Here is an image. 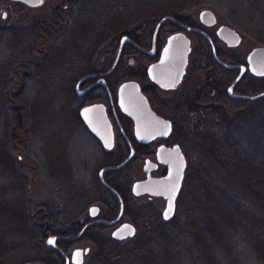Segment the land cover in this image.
Returning <instances> with one entry per match:
<instances>
[{
    "label": "trees",
    "instance_id": "obj_1",
    "mask_svg": "<svg viewBox=\"0 0 264 264\" xmlns=\"http://www.w3.org/2000/svg\"><path fill=\"white\" fill-rule=\"evenodd\" d=\"M70 2L68 14L71 21L66 27L68 36L61 39V43L54 41L47 47L46 53L32 65L31 73L24 76L19 92L29 108V133H32L35 143H39V153L35 158L59 199L58 205L43 218L45 225L36 229L37 235L26 208L25 182L16 171V161L9 152L21 116L17 109L8 104L3 92L7 90L14 66L23 56L35 50L38 24L27 19H19L8 25L0 23V45L5 43L9 53L0 61V264L34 261L63 264L62 254L45 245L44 233L64 236L77 234L83 225L81 217L87 206L94 202H101L106 207L102 216L105 220L116 217L118 200L97 177L101 166L94 164L85 180L74 172L76 166L67 145L76 125L70 128V118L61 117L63 98L69 105L71 99L75 98L74 85L79 78L110 69L121 36L127 35L137 45L149 48L156 24L167 15L186 25L199 27L184 12L201 5L203 0L162 1L160 6L151 0H107V3L98 6L91 5L95 3L92 0ZM243 4L247 8L249 22L253 23L258 16L264 23V0L262 3L243 0ZM111 13L114 15L112 18L109 17ZM177 30L176 24L170 21L161 25L155 42L157 52L166 37ZM194 35L196 44L190 53L188 69L201 75V85L192 92L173 95L167 102L172 111L170 120L173 129L166 143L179 141L180 135L185 144L183 152L187 160L175 214L172 219L164 221L160 211L150 202L137 205L130 201L125 181L109 178V175L129 169L133 160L120 170L105 173L106 182L122 198L124 217L136 226L137 233L123 241L129 243L127 246L122 241L104 238L100 231L105 225L89 226L80 238L90 240L95 245V251L86 264H243L236 252L237 247H234L236 243L251 256L254 264H264V106L248 108L235 122L228 115H216L214 109L218 107L224 110L223 105L228 107V102L237 103L236 107L245 103L228 98L223 90H216L215 83L219 79L230 82L236 71L219 65L212 56L207 39L197 33ZM208 35L216 46L218 57L223 60L224 53L217 45L215 35L210 32ZM259 41L264 45V36ZM109 43L110 49L102 52V47L106 48ZM127 47L130 55L136 54L142 61L157 59L126 44L115 69L106 77L113 100L120 79L148 80L142 64L129 68L123 64ZM96 56L103 58L99 69L89 66ZM231 58L237 60L234 56ZM51 65L58 71L53 72ZM43 72L46 74L43 75ZM56 79L66 82L68 90L60 91L61 86L55 82ZM44 80L51 87L49 107L59 106L58 114L50 116V111L46 118L40 113L42 99L33 96L30 86L31 82ZM87 81L83 85L93 79ZM154 88L153 83L142 87L151 96L155 95ZM56 91L60 96L58 101L53 99ZM235 91L248 95L264 91V77L256 79L245 75ZM83 98L87 101L107 99V95L102 87H98ZM155 98L157 104L162 103L158 96L153 100ZM257 101L260 103L261 99ZM45 106L44 102L43 108ZM114 108L137 158L149 155L151 144H137L130 131V119L120 112L115 102ZM73 111L77 125H84L78 114V105ZM241 121L255 123L259 135L258 147L249 150L243 147L239 138L244 124ZM102 153L111 159L106 165L122 162L128 155L124 138L118 133L114 151ZM70 243L57 242L64 252Z\"/></svg>",
    "mask_w": 264,
    "mask_h": 264
},
{
    "label": "rangeland",
    "instance_id": "obj_2",
    "mask_svg": "<svg viewBox=\"0 0 264 264\" xmlns=\"http://www.w3.org/2000/svg\"><path fill=\"white\" fill-rule=\"evenodd\" d=\"M69 1L70 0H43L39 6L29 7L26 5H22L20 3L17 4L11 2L9 0H0V23L4 25H8L11 23H15L19 19L20 20L27 19L29 21L38 24L37 35H36L37 45L35 47V50L33 51V53H29L28 55L23 56L19 60L18 64L15 65L16 67L14 66V71L11 72L9 76V80L7 83L8 84L7 90L3 92V95L5 99L8 101V104L11 107L17 109L20 112V116H21V122L16 130L15 137L12 139V143L9 147V152L16 161L15 163L16 171L20 174V176L25 182L26 208L31 218V223L34 226L33 230L36 232V235L38 231L36 230L38 229V224L44 223L43 218L45 217L48 211H51L52 209H54V207H56V205H58L59 199H57L58 195L52 191L51 184L44 177L39 162L35 158L36 155L39 153L37 150L39 143H35L36 142L35 138L33 139V137H31L33 136L32 133H29L28 129L31 124L29 118V108L23 98V95H20L19 92H20V86L23 84L24 81V76L26 74L31 73L32 65L34 64V62L39 61L41 57L46 53L47 47L50 44H52L54 41L57 43L58 42L61 43V39L68 36V32H66L67 29L66 27L68 23L71 21L69 19L70 16L68 14L69 5H71V2L69 3ZM92 1L93 2L95 1V3L91 5H95V6L103 5L104 3H107V0H92ZM108 1L112 2V0H108ZM162 1L171 2L172 0H151L153 4H156L158 6H160ZM256 1H258L259 3L263 2V0H256ZM243 5H244L243 0H203V3L201 5L195 6L184 12L185 16L191 18L194 22L199 24V26H203L199 22L198 14L202 9L205 8L211 9L216 15L217 24L212 27L203 26L208 32L213 33L215 35V31L217 27L220 24H225L234 28L241 35L240 44L237 47H233V48L227 47L223 42L218 40L215 35L217 39L216 43L224 53L222 55V59L223 61L228 63L231 62V58L229 57L231 55L234 56V58H237L240 62H245L246 56L252 48L257 46H264L259 41L264 36V28H263L264 23L261 22L258 16L254 18L253 23L249 22L247 18L248 15L247 8L245 9ZM113 16L114 15L112 13L109 15L110 18H112ZM186 35L191 40L193 47L196 44L195 35L190 32H187ZM110 47L111 44L109 43L108 45H106V48L103 46L101 51L104 52L105 51L104 49L109 50ZM8 54L9 53L6 49V45L5 43H3L2 45H0V61L6 58ZM123 59H124L123 64L128 68L132 66L137 67L136 65L139 64H142L145 68H147L150 62H152V61H142L136 54L125 56L122 58V60ZM102 63H103V58L99 56V58L98 57L94 58L93 62L89 66L94 69H99L100 67H102ZM77 67H79L78 64ZM51 68L53 72L58 71V69L54 65H51ZM44 74H46V72H43V75ZM248 77L251 76L248 75ZM126 79L128 78L120 79L117 82L115 88H117L120 82ZM135 80H137L142 86L151 84V81L149 79L144 82H141L136 78ZM55 82L61 86L60 91L68 90L66 82H63L58 79H56ZM228 84L229 83L227 80L219 79L215 83V86L217 88L216 90L225 91ZM200 85H201V75L197 73L196 74L192 73L189 71V69H187L183 79V83L178 88L167 91L156 88L155 95L154 96L148 95V98L150 99L153 109L159 115L165 118H170L172 111L171 109L168 108L167 102L173 97V95H177L179 93H184V92H192L193 90H196L197 86ZM30 86L32 87L31 92L33 96L42 99L40 113L44 116V118L47 117L50 111H51L50 116L54 114H58L59 112L58 105L54 106L53 108L49 107L50 105L49 98L50 97L52 98V96L49 93L51 87L50 85L47 84L46 80L38 83L31 82ZM155 96H158V98L162 102L161 104H157L156 98L155 100H153ZM53 99H55L56 101L60 99V96L57 91L53 96ZM260 99L261 101L259 103V101L257 100ZM260 99L252 100V101L234 99V101L237 102L241 101L245 103V105L236 107L237 103L228 102V107L223 105L224 110H222L223 108L221 109L217 107L216 109H214V112L216 113V115L218 114L228 115L229 117H231L230 120L235 122L237 120H240V118L243 116V114L248 108L251 107L253 108L257 105H259L258 107L264 106V98H260ZM63 100H64L63 101L64 104L61 106V117L70 118V123H71L70 128L76 125V129L74 130V135L70 138L67 148L70 152V157L76 166V170L74 169V172H76L79 178L85 180L88 177V175H90V172H92L94 168V164H96V166H101V168H103L105 166H108L106 164H109L111 162V159L109 158V156L102 153L104 151L102 150L99 141L92 134H90L87 128L81 124L77 125V122H75V118L73 115L74 113L73 108L78 105V110H79V106L81 104L84 105L89 102H86L87 100H84V98L77 96L71 99V103L69 102V105L68 103L66 104L65 98H63ZM94 101L96 102L100 101L108 105L106 99H94ZM94 101L92 100L91 102ZM44 102L46 103V106L43 108ZM241 122L244 124L241 126L243 132L241 133L239 138L243 144V147L248 150L253 147H258L260 143L258 144L257 141L259 135L256 132L257 128L255 123L246 122V121H241ZM231 123L236 124L233 122ZM178 139L179 141L175 143H178L181 146L182 150H184L185 144L182 142V137L180 135L178 136ZM156 146H157V142H153L151 144V148H150L151 155H147L146 157L149 156L150 159L151 158L153 159L152 155L156 150ZM144 158H145L144 156L138 158L132 163L129 169L117 173L115 176L109 175V178L113 180L119 179L121 180V182H123L124 180L126 181L127 195L131 202L137 205L145 202H150L161 212L165 206V203L162 198L148 196V195H141L139 197H136L133 196L131 193L132 183L136 180L145 178V172L142 169V166L144 164ZM162 171L163 169L160 168L159 170L152 172V175L158 176L159 174L162 173ZM148 197L151 198L153 197V198L148 199ZM93 204L99 206L101 211L100 214L103 215L104 211L106 210V207L101 202H94L87 206L83 216L81 217V220L90 218L88 216V208ZM97 217H99V215ZM122 221H130V220L127 217H124ZM111 232H112V228H109L108 226H105V228L100 231L101 235L106 239H113L111 237ZM123 241L122 244H127V246L129 245V243H123ZM85 247H89V252L84 256V260L82 263V264H86L90 256L95 251V245L92 243V241L85 239L83 240L78 239L76 241H71V243L67 246L65 253L69 256L74 248H85ZM234 247H237L236 252L240 260H242L243 264H254V261L251 258V256L248 255L246 252L242 251L237 243L235 244ZM228 263L225 262V264Z\"/></svg>",
    "mask_w": 264,
    "mask_h": 264
},
{
    "label": "water",
    "instance_id": "obj_3",
    "mask_svg": "<svg viewBox=\"0 0 264 264\" xmlns=\"http://www.w3.org/2000/svg\"><path fill=\"white\" fill-rule=\"evenodd\" d=\"M198 18L200 23L205 27H212L217 24L216 15L211 9L205 8L200 10ZM166 21L174 22L185 31L198 33L204 36L210 44L215 61L228 70L236 69L239 71L232 83L227 86L225 90L227 97L231 99L251 101L264 97V91L254 95L234 92L235 86L247 70L256 77H264V46H257L250 50L246 56L247 66L244 64H229L220 60L216 55L215 45L204 30L181 24L172 16L168 15L160 18L156 24L152 36L151 47L149 49L142 48L135 44L127 35L121 36L116 57L110 69L104 72L91 73L82 76L75 83V95L77 97H82L87 91H90L97 86H102L106 91L109 102L111 103L112 99L105 77L110 75L115 69L120 58L122 47L125 44H131L142 54L149 57L155 56L156 36L160 26ZM215 34L216 37L229 48L237 47L241 42V35L234 28L225 24H220L217 27ZM191 44V40L185 32L177 31L171 33L166 38L165 43L159 52L158 59L151 62L146 68L149 80L158 85L161 89H175L181 83L183 76L186 73L189 54L192 49ZM91 78H96V81L87 88L81 89L80 85ZM116 95V103L120 111L128 116L133 122V135L138 143L149 144L155 139H167L170 136L172 131L171 121L154 111L147 96L141 91L140 85L137 81L126 80L121 82L117 87ZM79 116L88 131L99 140L102 149L105 152H111L115 143L114 130L111 120L106 112V105L102 102L84 105L79 110ZM114 118L118 124L115 116ZM125 139L129 147L128 156L121 163L100 168L97 173L98 180L102 186L107 188L117 198L119 203L118 215L109 221L102 218H96L99 215L100 208L98 205L93 204L88 208V216L95 219L85 223L77 234L71 236L49 234L46 237V246L59 251L64 258V264H82L84 256L89 252V247L75 248L68 256L57 246V241H76L82 237L85 230L91 225L103 224L111 227L121 221L123 215L122 198L120 194L105 181L104 173L121 169L134 157L135 152L128 139L126 137ZM159 164L166 167V173L159 177L152 176L151 172L155 171ZM186 166V157L178 143H174L171 146H166L165 144L159 145L156 148V161H152L149 158L144 160L143 170L146 173V177L132 183V195L136 197L141 195L162 197L166 201L165 207L161 212L162 218L165 221L172 219L175 213L176 199L182 185ZM135 235L136 227L128 221H122L111 232V237L118 241L133 238ZM49 241H52V243H49ZM24 264L45 263L34 261L26 262Z\"/></svg>",
    "mask_w": 264,
    "mask_h": 264
},
{
    "label": "flooded vegetation",
    "instance_id": "obj_4",
    "mask_svg": "<svg viewBox=\"0 0 264 264\" xmlns=\"http://www.w3.org/2000/svg\"><path fill=\"white\" fill-rule=\"evenodd\" d=\"M9 1H11V2H14V3H20V4H22V5H26V6H29V7H36V6H39L41 3H42V1L43 0H9ZM174 18V17H173ZM175 19V18H174ZM191 19V18H190ZM175 20H177V19H175ZM192 20V19H191ZM179 23H181V24H184V23H182V22H180L179 20H177ZM171 22V21H170ZM200 22V21H199ZM174 23V22H173ZM175 24V23H174ZM184 25H186V24H184ZM176 26H177V24H176ZM186 26H189V25H186ZM198 26H199V24H198ZM161 27V26H160ZM190 27H192V26H190ZM177 28H178V30L177 31H183V32H185V33H187L188 31H185V30H183V29H181L179 26H177ZM197 28H200V29H205L203 26H199V27H197ZM177 31H175V32H177ZM206 32L208 33V31L206 30ZM191 33V32H190ZM171 34V33H170ZM193 34H196V33H193ZM167 38V37H166ZM156 42V41H155ZM165 43V42H164ZM119 45V44H118ZM126 45V44H125ZM124 45V46H125ZM127 45H129L130 47H132V48H134L131 44H127ZM164 45V44H163ZM123 46V47H124ZM122 47V48H123ZM151 47V46H150ZM155 47H156V43H155ZM163 47V46H162ZM135 49V48H134ZM145 49H149V48H145ZM118 50V49H117ZM136 50V49H135ZM160 50L161 49H159L158 50V52H157V49H156V54H155V56H153V57H157V59H158V56H159V52H160ZM215 50H216V46H215ZM138 51V50H137ZM121 52H122V50H121ZM139 52V51H138ZM223 52V51H222ZM117 53V52H116ZM211 53H212V51H211ZM130 54H129V48L127 47L126 49H125V54L123 55V57H125V56H129ZM216 55H217V53H216ZM213 56V55H212ZM218 56V55H217ZM232 56V55H231ZM231 56H229L230 58H231ZM115 57H116V54H115ZM115 57H114V60H115ZM152 57V58H153ZM214 58V57H213ZM157 59H155V60H153V61H156ZM220 59V58H219ZM113 60V61H114ZM215 60V59H214ZM221 60V59H220ZM123 61H124V59H123ZM152 61V62H153ZM223 61V60H222ZM231 61H234L235 63H229V64H244V65H246L247 66V64H246V61L245 62H240L238 59L237 60H234V59H232L231 58ZM237 61V62H236ZM225 62V61H224ZM151 63V62H150ZM226 63H228V62H226ZM188 65H189V60H188ZM188 65H187V69H188ZM186 69V70H187ZM226 69V68H225ZM228 70V69H227ZM233 71H236V75L234 76V78L237 76V74H238V70H236V69H232ZM245 75H250L251 77H253V78H256V79H259V78H263V77H256L255 75H253V74H251L248 70L246 71V73L243 75V76H245ZM242 76V77H243ZM234 78H233V80H234ZM183 79H184V76H183ZM183 79H182V81H181V83L176 87V88H178L182 83H183ZM242 79V78H241ZM126 80H134V79H131V78H128V79H126ZM126 80H123V81H126ZM232 80V81H233ZM96 81V78H93V81L92 82H89V83H87V85H83V83L84 82H86V81H84L81 85H80V88L81 89H85V88H87L88 86H90L91 84H93L94 82ZM122 81V82H123ZM185 81V80H184ZM232 81H230V82H228L229 84H228V86L232 83ZM241 81V80H240ZM239 81V82H240ZM88 82V81H87ZM238 82V83H239ZM121 83V82H120ZM119 83V84H120ZM237 83V84H238ZM118 84V85H119ZM139 85H140V88H141V91L148 97V95L143 91V89H142V85L139 83ZM156 85V84H155ZM237 86V85H236ZM235 86V87H236ZM98 87H100V86H97V87H95V88H98ZM102 87V86H101ZM118 87V86H117ZM94 88V89H95ZM156 88H159V89H161L158 85H156V87L154 88V90H156ZM175 88V89H176ZM93 90V89H92ZM161 90H164V89H161ZM174 90V89H173ZM91 91V90H90ZM90 91H87L86 93H88V92H90ZM116 91H117V88H116ZM164 91H167V90H164ZM234 92H236L235 91V88H234ZM85 93V94H86ZM237 93V92H236ZM84 94V95H85ZM226 94V93H225ZM239 94H241V93H239ZM84 95L82 96V98L84 97ZM227 96V95H226ZM117 97V96H116ZM111 99H112V102L110 103L109 102V100H108V98L106 99L107 100V103H108V105L107 104H105L106 105V112H107V115L109 116V118H110V120H111V123H112V127H113V130H114V140H115V143H114V148H115V144H116V137H117V135H118V133L124 138V140H125V142H126V144H127V141H126V139H125V137L128 139V141H129V143L131 144V147H132V149L134 150V152H135V154H134V157L131 159V160H133V162L135 161V160H137L138 158H137V154H136V151H135V149H134V147H133V145H132V143L130 142V140H129V138H128V136L125 134V132H124V130H123V128H122V126H121V124H120V122H119V120H118V117H117V114H116V111H115V108H114V102L116 103V98H115V100H113V98L111 97ZM231 99V98H230ZM148 100H149V102H150V99L148 98ZM92 100H88V101H86V102H89V103H86V104H84V105H88V104H92V103H95L96 101H94V102H91ZM98 102H100V101H98ZM150 104H151V102H150ZM83 104H81L80 106H79V110L81 109V107L82 106H84ZM116 105H117V103H116ZM152 106V105H151ZM118 107V106H117ZM79 110H78V113H79ZM155 111V110H154ZM156 112V111H155ZM157 113V112H156ZM114 116L116 117V119H117V121H118V124H117V122L115 121V118H114ZM129 118V117H128ZM130 119V118H129ZM167 119H169L170 120V118H167ZM130 121H131V123H130V131H131V134H132V137H133V139L135 140V142L137 143V144H140V145H149V144H152L153 142H157V146H156V148L159 146V145H161V144H165L166 146H171V145H173L174 143H172V144H167L166 143V140L169 138H167V139H155L154 141H152L151 143H149V144H143V143H138L137 141H136V139L134 138V135H133V122H132V120L130 119ZM171 121V120H170ZM171 124H172V122H171ZM120 126V127H119ZM86 127V126H85ZM172 129H173V125H172ZM171 133H172V131H171ZM125 135V137H124V135ZM171 135V134H170ZM99 144L101 145V143L99 142ZM102 147V146H101ZM181 147V146H180ZM113 148V149H114ZM113 149H112V151H113ZM127 149H128V154H129V147H128V144H127ZM103 150V149H102ZM111 151V152H112ZM106 153H109V152H106ZM149 155H151V153L149 154ZM128 156V155H127ZM126 156V157H127ZM147 155H144V160L146 159V158H149V156L148 157H146ZM152 157H153V159L151 158H149L150 160H152V161H156V150L154 151V154L152 155ZM139 158H141V157H139ZM130 160V161H131ZM129 161V162H130ZM128 162V163H129ZM121 163V162H120ZM127 163V164H128ZM40 165V164H39ZM116 165V164H115ZM108 166H110V165H108ZM123 168V167H122ZM160 168H162L163 169V171H162V173L161 174H159L158 176H155V177H159V176H162V175H164L165 173H166V167L164 166V165H161V164H159L158 165V167H157V169L155 170V171H157V170H159ZM142 169H143V166H142ZM120 170V169H119ZM117 171V170H116ZM144 171V170H143ZM108 172H111V171H108ZM152 172H154V171H152ZM152 172H151V175H152ZM98 173V172H97ZM107 173V172H106ZM105 175V174H104ZM116 175V174H115ZM114 175V176H115ZM152 176H154V175H152ZM145 177H146V173H145ZM144 179V178H143ZM140 180V179H139ZM125 181V180H124ZM126 182V181H125ZM182 183H183V181H182ZM182 186V185H181ZM181 190V189H180ZM180 192V191H179ZM179 195V194H178ZM153 198V197H152ZM151 197H148V199H152ZM160 198H162V197H160ZM177 198H178V196H177ZM163 199V198H162ZM163 201H164V203L166 204V201H165V199H163ZM176 201H177V199H176ZM177 204V203H176ZM123 210H124V208H123ZM175 211H176V208H175ZM100 212L101 211H99V217H96V218H102V219H104L102 216V214H100ZM119 212V211H118ZM162 212V211H161ZM160 212V213H161ZM118 215V214H117ZM116 215V216H117ZM115 218V217H114ZM114 218H112V219H114ZM123 218H124V215H122V218H121V221H119V223H117V224H115V225H113V226H111V227H109V228H112V230L116 227V226H118L121 222H122V220H123ZM93 219H95V218H86V219H84V220H81V223H83V225L85 224V223H87V222H89L90 220H93ZM111 219V220H112ZM105 220V219H104ZM109 221V220H108ZM128 222H131V221H128ZM132 223V222H131ZM133 224V223H132ZM45 224L44 223H41V224H38V228L39 227H43ZM82 225V226H83ZM95 225V224H94ZM134 225V224H133ZM106 226V225H105ZM136 227V226H135ZM136 232H137V228H136ZM47 235H49V233H44L43 234V238H44V242H45V238L47 237ZM51 235H53V234H51ZM59 241H61V240H59ZM58 242V241H57ZM57 242H56V244H57ZM57 246L59 247V245L57 244ZM60 248V247H59ZM55 250V249H54ZM63 251V250H62ZM64 252V251H63ZM65 253V252H64ZM66 254V253H65ZM63 260H64V258H63ZM43 263V262H42Z\"/></svg>",
    "mask_w": 264,
    "mask_h": 264
},
{
    "label": "snow or ice",
    "instance_id": "obj_5",
    "mask_svg": "<svg viewBox=\"0 0 264 264\" xmlns=\"http://www.w3.org/2000/svg\"><path fill=\"white\" fill-rule=\"evenodd\" d=\"M49 243H52V241H49Z\"/></svg>",
    "mask_w": 264,
    "mask_h": 264
}]
</instances>
